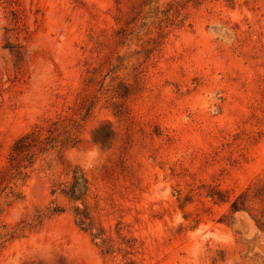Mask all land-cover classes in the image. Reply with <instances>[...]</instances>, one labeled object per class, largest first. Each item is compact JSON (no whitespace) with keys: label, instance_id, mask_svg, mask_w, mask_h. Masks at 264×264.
<instances>
[{"label":"rangeland","instance_id":"1","mask_svg":"<svg viewBox=\"0 0 264 264\" xmlns=\"http://www.w3.org/2000/svg\"><path fill=\"white\" fill-rule=\"evenodd\" d=\"M0 264H264V0H0Z\"/></svg>","mask_w":264,"mask_h":264},{"label":"clouds","instance_id":"2","mask_svg":"<svg viewBox=\"0 0 264 264\" xmlns=\"http://www.w3.org/2000/svg\"><path fill=\"white\" fill-rule=\"evenodd\" d=\"M104 150H101L100 147H94L81 161L82 164L92 167L95 166L96 163H98L101 153Z\"/></svg>","mask_w":264,"mask_h":264},{"label":"trees","instance_id":"3","mask_svg":"<svg viewBox=\"0 0 264 264\" xmlns=\"http://www.w3.org/2000/svg\"><path fill=\"white\" fill-rule=\"evenodd\" d=\"M29 138V136L19 140L14 149H18L21 145L24 146L25 142H27V139ZM24 148V147H23ZM25 148H26V145H25ZM26 151L23 150L22 152ZM84 187L83 183L80 181L79 178L75 177V180H74V184H73V189H71V191L68 193V194H71L72 197H75L76 196V193L79 191V193L81 192V189ZM67 193V192H66ZM80 195V194H79ZM76 198V197H75Z\"/></svg>","mask_w":264,"mask_h":264}]
</instances>
